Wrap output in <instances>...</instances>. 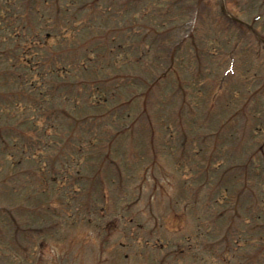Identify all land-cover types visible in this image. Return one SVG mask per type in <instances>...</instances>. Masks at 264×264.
Returning a JSON list of instances; mask_svg holds the SVG:
<instances>
[{
	"label": "rangeland",
	"instance_id": "rangeland-1",
	"mask_svg": "<svg viewBox=\"0 0 264 264\" xmlns=\"http://www.w3.org/2000/svg\"><path fill=\"white\" fill-rule=\"evenodd\" d=\"M228 263L264 264V0H0V264Z\"/></svg>",
	"mask_w": 264,
	"mask_h": 264
},
{
	"label": "trees",
	"instance_id": "trees-1",
	"mask_svg": "<svg viewBox=\"0 0 264 264\" xmlns=\"http://www.w3.org/2000/svg\"><path fill=\"white\" fill-rule=\"evenodd\" d=\"M30 66V67H29ZM28 69H29V72H34V62L33 61H30L29 65H28ZM55 72V71H54ZM35 73V72H34ZM56 74V73H55ZM37 73L35 74V77H36ZM28 78V77H27Z\"/></svg>",
	"mask_w": 264,
	"mask_h": 264
}]
</instances>
